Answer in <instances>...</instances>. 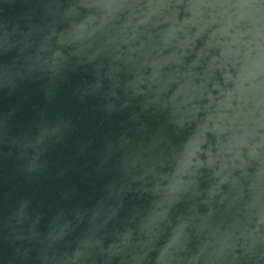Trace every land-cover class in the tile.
<instances>
[{"label":"water","instance_id":"1","mask_svg":"<svg viewBox=\"0 0 264 264\" xmlns=\"http://www.w3.org/2000/svg\"><path fill=\"white\" fill-rule=\"evenodd\" d=\"M0 264H264V0H0Z\"/></svg>","mask_w":264,"mask_h":264}]
</instances>
